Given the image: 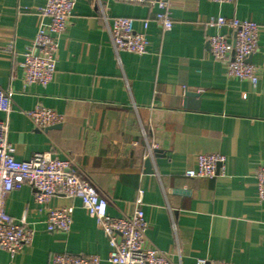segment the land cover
Masks as SVG:
<instances>
[{
  "label": "crops",
  "instance_id": "crops-1",
  "mask_svg": "<svg viewBox=\"0 0 264 264\" xmlns=\"http://www.w3.org/2000/svg\"><path fill=\"white\" fill-rule=\"evenodd\" d=\"M169 2L172 29L151 20L148 51L138 55L115 51L102 9L110 17L134 18L141 31L156 6L78 0L54 78L42 86L25 84L20 53L36 36L45 0H0V87L14 93L9 141L19 160L36 152L72 158L107 198L112 216L130 214L143 190L147 244L177 264H196L199 257L264 264V201L256 175L264 164V0ZM218 15L259 24L250 60L258 68L257 85L229 77L212 56L208 37L216 28L207 21ZM10 42L18 53L7 49ZM37 105L60 112L63 121L36 128L24 111ZM149 145H155L152 156ZM210 152L226 155V175L185 174L199 153ZM6 206L35 234L14 256L0 249V264H50L60 252L96 254L100 264H115L108 259V237L79 198L55 195L40 205L35 189L23 183L8 194ZM52 208L71 209L68 233L46 230Z\"/></svg>",
  "mask_w": 264,
  "mask_h": 264
},
{
  "label": "built area",
  "instance_id": "built-area-1",
  "mask_svg": "<svg viewBox=\"0 0 264 264\" xmlns=\"http://www.w3.org/2000/svg\"><path fill=\"white\" fill-rule=\"evenodd\" d=\"M78 0H45L40 8L41 21L36 36L30 46L21 52V67L26 85L47 86L57 70V53L60 41L67 32ZM157 7L152 19L143 20V29L136 30V20L128 16L110 17L104 9L103 18L108 25L111 42L117 53L122 51L143 55L148 51V28L151 20L164 30L173 27V16L169 0H111ZM218 3H233L236 0H212ZM207 25L216 28L208 37L214 59L224 63L226 74L249 80L253 85L259 81L258 68L249 61L259 46V24L252 19H240L218 15L211 17ZM226 27L229 33L220 30ZM7 49L13 54L12 42ZM13 91L0 87V249L17 254L30 244L35 230L25 217L16 221L9 213L6 200L8 194L23 183L35 189V200L47 205L55 195L77 197L89 214L95 219L109 239L108 259L115 264H177L171 255L154 244H147L148 222L143 209V190L139 191L130 214L120 217L108 212L109 202L101 195L76 168L72 158H56L50 152H36L29 159L19 160L15 147L9 141L10 114L14 109ZM33 125L45 130L63 121V115L37 105L24 111ZM155 145H149V156L153 155ZM225 154L219 152L199 153L195 164L185 174L192 178H217L226 175ZM258 198L264 201V164L257 168ZM72 225V211L69 208H52L48 212L46 230L68 233ZM96 254L54 253L50 264H100ZM180 264V263H179ZM196 264H234L225 260L199 257Z\"/></svg>",
  "mask_w": 264,
  "mask_h": 264
},
{
  "label": "water",
  "instance_id": "water-1",
  "mask_svg": "<svg viewBox=\"0 0 264 264\" xmlns=\"http://www.w3.org/2000/svg\"><path fill=\"white\" fill-rule=\"evenodd\" d=\"M251 60V57L249 58V61ZM191 95H194L193 93H191V92H188L187 93V96H191ZM150 159H148L147 161H146V165H147V168L149 169L150 168V165H151V163H150ZM179 192H186V191H182V190H178Z\"/></svg>",
  "mask_w": 264,
  "mask_h": 264
}]
</instances>
